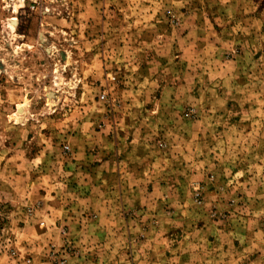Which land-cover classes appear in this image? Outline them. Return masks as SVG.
<instances>
[{"label":"rangeland","instance_id":"374dc122","mask_svg":"<svg viewBox=\"0 0 264 264\" xmlns=\"http://www.w3.org/2000/svg\"><path fill=\"white\" fill-rule=\"evenodd\" d=\"M0 264H264V0H0Z\"/></svg>","mask_w":264,"mask_h":264}]
</instances>
